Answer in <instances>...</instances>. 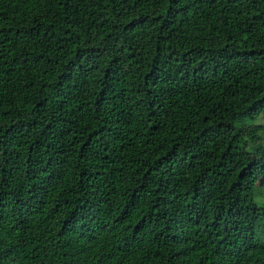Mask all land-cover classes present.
<instances>
[{
    "label": "trees",
    "instance_id": "1",
    "mask_svg": "<svg viewBox=\"0 0 264 264\" xmlns=\"http://www.w3.org/2000/svg\"><path fill=\"white\" fill-rule=\"evenodd\" d=\"M264 0H0V264H264Z\"/></svg>",
    "mask_w": 264,
    "mask_h": 264
},
{
    "label": "rangeland",
    "instance_id": "2",
    "mask_svg": "<svg viewBox=\"0 0 264 264\" xmlns=\"http://www.w3.org/2000/svg\"><path fill=\"white\" fill-rule=\"evenodd\" d=\"M264 123V121H261ZM262 177L259 181H257V184L254 188V202L258 205H264V186L261 185Z\"/></svg>",
    "mask_w": 264,
    "mask_h": 264
},
{
    "label": "snow or ice",
    "instance_id": "3",
    "mask_svg": "<svg viewBox=\"0 0 264 264\" xmlns=\"http://www.w3.org/2000/svg\"><path fill=\"white\" fill-rule=\"evenodd\" d=\"M261 185L264 186V181H261Z\"/></svg>",
    "mask_w": 264,
    "mask_h": 264
}]
</instances>
